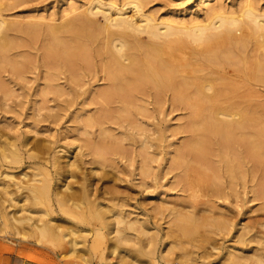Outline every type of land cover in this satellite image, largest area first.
Masks as SVG:
<instances>
[{
	"label": "rangeland",
	"instance_id": "rangeland-1",
	"mask_svg": "<svg viewBox=\"0 0 264 264\" xmlns=\"http://www.w3.org/2000/svg\"><path fill=\"white\" fill-rule=\"evenodd\" d=\"M88 1L0 0V14L10 25L46 28L78 16ZM105 1L127 16L138 5L157 21L189 24L207 13L201 0ZM218 2L225 11L239 12L246 0L213 4ZM252 3L264 12V0ZM11 37L16 46L7 57L0 52V182L23 172L40 180L50 175L52 197L17 216L56 227L38 245L34 238L22 241L13 230L0 229V264H183L178 257L194 264H264V197L258 196L264 191V156L260 167L246 152L240 157V147L226 151L221 146V153L208 160L214 170L190 169L175 156L187 141L191 111L170 91L148 84L125 101L103 100L100 94L109 89L110 79L102 45L89 46L88 60L70 66L47 60L42 36ZM13 59L23 60L24 67L13 69ZM238 78L231 82L264 114V83ZM9 145L19 151L21 163L1 156ZM216 153L229 154L240 165L234 178H228ZM55 159L76 167L58 176ZM1 192L2 185L0 200L7 206ZM63 195L74 196L67 206L56 201ZM98 212L103 221L96 219ZM98 235L102 244L94 250ZM26 250L39 260L20 257Z\"/></svg>",
	"mask_w": 264,
	"mask_h": 264
},
{
	"label": "bare ground",
	"instance_id": "bare-ground-1",
	"mask_svg": "<svg viewBox=\"0 0 264 264\" xmlns=\"http://www.w3.org/2000/svg\"><path fill=\"white\" fill-rule=\"evenodd\" d=\"M213 1L201 0L207 9L205 19L189 24L174 19L157 21L141 12L138 5L133 14L127 16L121 7L105 0H89L87 8L78 16L60 25L47 24L46 28L37 24L10 25L0 14V52L7 57V52L16 46L13 34L23 33L29 38L42 36L47 60L61 59L74 66L78 61L88 60L89 46L101 48L102 45L109 55L105 70L110 79L109 89L100 94L103 100L125 101L129 94L142 92L151 84L160 92L170 91L174 100L185 103L190 109L189 135L176 152V160H185L190 169L198 166L195 171L214 170L208 163L214 153H221V146L226 151L237 146L241 149L240 157L244 158L246 152L261 167L263 110L250 96L240 93L231 80L239 77L240 83H264V12L257 10L252 0H246L239 12L225 11L219 2L213 4ZM10 63L15 70L24 67L21 59L10 60ZM1 156L17 164L24 160L14 145L5 147ZM229 156L219 154L218 158L224 161L228 178L232 179L240 165ZM53 167L60 176L73 171L76 163L55 159ZM6 178L8 181L0 182L7 197L4 195L7 206L0 200L3 204L0 205L3 208H0V223L5 230L0 226L1 232L6 234L11 229L22 241L34 238L38 245L56 226L51 221L17 215L31 212L36 201L52 197L49 183L52 179L47 175V179L40 180L37 175L28 176L25 172ZM26 190L33 196H26ZM258 196L264 197L262 189ZM71 197L74 196L63 195L56 201L60 206H67ZM96 216L98 220L105 219L100 212ZM97 237L91 246L94 250L102 244L101 236ZM27 250L22 253L28 254L19 256L37 262L36 253ZM176 260L194 264L187 257Z\"/></svg>",
	"mask_w": 264,
	"mask_h": 264
}]
</instances>
